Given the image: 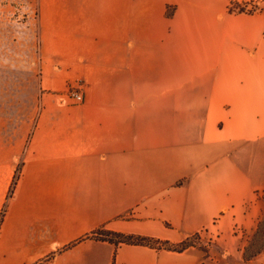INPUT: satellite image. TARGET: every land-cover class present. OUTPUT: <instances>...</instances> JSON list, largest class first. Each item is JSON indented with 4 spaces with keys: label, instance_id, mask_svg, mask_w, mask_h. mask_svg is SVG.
I'll return each instance as SVG.
<instances>
[{
    "label": "crops",
    "instance_id": "0c3cea01",
    "mask_svg": "<svg viewBox=\"0 0 264 264\" xmlns=\"http://www.w3.org/2000/svg\"><path fill=\"white\" fill-rule=\"evenodd\" d=\"M158 1L175 37L163 50L190 55L189 71L174 74L161 61L153 74L147 53L136 65L130 41L109 49L112 59L96 60L97 48L78 57L112 75L93 80L86 69L76 79L82 101L45 93L26 135L19 125L22 163L10 196L0 172V264H202L197 246L115 245L92 234L178 243L204 230L226 245L234 228L260 219L264 0ZM105 2L118 17L135 0ZM239 4L260 7L231 10ZM92 10L87 17L98 16Z\"/></svg>",
    "mask_w": 264,
    "mask_h": 264
},
{
    "label": "rangeland",
    "instance_id": "374dc122",
    "mask_svg": "<svg viewBox=\"0 0 264 264\" xmlns=\"http://www.w3.org/2000/svg\"><path fill=\"white\" fill-rule=\"evenodd\" d=\"M105 1L111 0H0V172L9 174V196L22 163L19 125L26 135L43 107L45 93L65 95L71 106L80 102L70 93L78 89L76 79L87 69V62L81 63L78 57H87L89 49L100 51L98 61L112 59V50H108L130 41L135 46L136 65L142 61L140 53H147L153 74L161 61L172 66L174 74L189 71L184 64L191 61L190 55L170 57L163 50L175 37L166 31L158 0L125 3L118 17ZM259 7L239 4L231 10L255 12ZM88 8H93L92 13L101 8L104 14L87 17ZM167 11L173 12L172 8ZM87 70L93 80L113 72L111 67L92 64ZM15 154L18 157L13 160ZM262 198L260 219L254 227L234 228L237 237L233 242L224 245L220 234L207 236L204 230L191 236L193 246L205 252L202 264H264V194Z\"/></svg>",
    "mask_w": 264,
    "mask_h": 264
},
{
    "label": "trees",
    "instance_id": "16d2710c",
    "mask_svg": "<svg viewBox=\"0 0 264 264\" xmlns=\"http://www.w3.org/2000/svg\"><path fill=\"white\" fill-rule=\"evenodd\" d=\"M102 230V231H101ZM92 237L97 240H103L111 242L115 245L121 243L125 244H135V245H148L151 247L163 248L173 251H183L194 243L191 242V236L187 237L181 242L173 243L166 240H161L154 237L137 235V234H124L120 232H114L110 230L98 229L93 232Z\"/></svg>",
    "mask_w": 264,
    "mask_h": 264
},
{
    "label": "built area",
    "instance_id": "2783aa9c",
    "mask_svg": "<svg viewBox=\"0 0 264 264\" xmlns=\"http://www.w3.org/2000/svg\"><path fill=\"white\" fill-rule=\"evenodd\" d=\"M70 97L74 98L76 101H82L84 98L83 93L81 92L79 87H78V89H74L70 93Z\"/></svg>",
    "mask_w": 264,
    "mask_h": 264
}]
</instances>
